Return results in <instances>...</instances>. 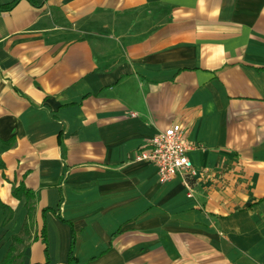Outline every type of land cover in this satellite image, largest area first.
<instances>
[{
    "label": "crops",
    "instance_id": "crops-1",
    "mask_svg": "<svg viewBox=\"0 0 264 264\" xmlns=\"http://www.w3.org/2000/svg\"><path fill=\"white\" fill-rule=\"evenodd\" d=\"M0 7V262L264 264V0ZM176 123L191 189L134 160Z\"/></svg>",
    "mask_w": 264,
    "mask_h": 264
},
{
    "label": "built area",
    "instance_id": "built-area-1",
    "mask_svg": "<svg viewBox=\"0 0 264 264\" xmlns=\"http://www.w3.org/2000/svg\"><path fill=\"white\" fill-rule=\"evenodd\" d=\"M195 148L186 138L182 125L176 123L150 138L136 151L134 160L154 164L160 183L181 178L191 189L198 172L190 158V152Z\"/></svg>",
    "mask_w": 264,
    "mask_h": 264
},
{
    "label": "trees",
    "instance_id": "trees-1",
    "mask_svg": "<svg viewBox=\"0 0 264 264\" xmlns=\"http://www.w3.org/2000/svg\"><path fill=\"white\" fill-rule=\"evenodd\" d=\"M14 4V3H13ZM12 4V5H13ZM12 5L7 6L6 8H10ZM1 8V7H0ZM22 194H25L27 197V208H28V215L30 217L33 216V212H34V207H33V201H34V196L33 193L31 191H29L28 189H26L23 185H19L18 187L14 188L12 190V195L14 198L19 199ZM0 206L1 208H5L6 206H4L1 202H0ZM10 213H12L11 209ZM45 210L43 211V216L45 215ZM10 219V217L8 218ZM22 232L24 235H29V223L25 222V224L23 225L22 228ZM42 237L43 240L46 244V252H47V241H46V224L44 222V226L42 229ZM25 244V241L20 237V236H13L12 237V244L10 245L7 254L5 255V257L3 258V260L0 262V264H21L20 259L22 258V254L19 253V249L21 246H23ZM72 251L70 253V262L73 260L72 259Z\"/></svg>",
    "mask_w": 264,
    "mask_h": 264
}]
</instances>
